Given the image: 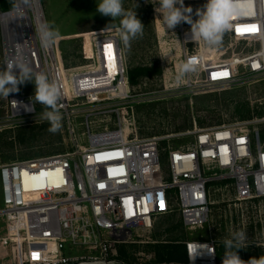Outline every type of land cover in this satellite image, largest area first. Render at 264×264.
<instances>
[{"label": "built area", "instance_id": "built-area-1", "mask_svg": "<svg viewBox=\"0 0 264 264\" xmlns=\"http://www.w3.org/2000/svg\"><path fill=\"white\" fill-rule=\"evenodd\" d=\"M230 2L232 26L218 46L193 41L191 30L179 25L181 64L197 60L196 70L186 74L194 91L227 90L264 77V0ZM26 14L4 33L3 69L21 57L54 80L61 92L58 110L74 138L69 151L0 165V217L7 223L1 241L20 243L17 264H127L116 257L118 246L138 229L150 231L159 216L177 210L186 229L202 228L217 179L233 183L238 201L264 200V143L257 129L236 122L141 137L135 108L145 101L133 94L119 35H91L89 62L65 70L54 45L39 43V13L29 7ZM30 84L5 98L8 125L38 117L33 94L25 92ZM79 126L84 142L75 134ZM186 135L192 136L187 145H163ZM182 245L185 259L176 264H221L215 239Z\"/></svg>", "mask_w": 264, "mask_h": 264}, {"label": "rangeland", "instance_id": "rangeland-1", "mask_svg": "<svg viewBox=\"0 0 264 264\" xmlns=\"http://www.w3.org/2000/svg\"><path fill=\"white\" fill-rule=\"evenodd\" d=\"M45 17V22L52 23L59 30V37L54 44L56 57L61 68L86 65L90 58L89 37L99 33L118 34L120 17L114 25L105 29L112 22L110 16L97 12L100 0H37ZM30 4V0H26ZM159 0H123L125 10L136 11L144 25L143 35L130 42V48L123 51L128 69L148 67L151 75H146L137 85L132 86L133 94L144 103L135 108V126L141 137L177 135L197 128H207L228 123L245 122L250 129H257L264 143V77L249 80L227 90L200 93L194 91L185 75L179 81L176 76L181 65L182 38L179 25L166 30L162 19L155 11ZM190 6L192 18L196 20V9L202 7L201 0H184ZM139 5V6H138ZM17 6V0H0V70H3L2 55L4 30L1 16ZM5 10V11H4ZM187 30L191 26L181 23ZM191 35V34H190ZM224 37V35H223ZM238 49L243 44L237 45ZM190 50H194L190 46ZM231 54V53H230ZM166 56L167 58H162ZM229 57L224 54L222 58ZM27 94L35 92L31 83L25 88ZM38 117L28 123L6 122L5 98L0 96V165L17 160L34 159L41 156L59 154L71 150L73 132L66 129L61 119L60 129L52 133L50 123L40 118L44 106L37 103ZM77 117V123H81ZM76 136L84 142L86 133L79 126ZM192 136L173 137L164 146L177 148L187 145ZM210 205L207 223L195 230H188L182 223L177 210L159 216L153 228L138 229L129 241L120 244L123 256L116 257L127 264H176V262L157 263L156 252L166 253L164 246L182 244L187 239L212 238L222 248L223 240L230 238L236 231L246 233L245 248L264 250V200L254 199L238 201L234 185L229 180H214L210 184ZM2 196L0 191V209ZM7 223L0 217V262L17 264L20 249L19 242L4 245L1 241L6 236ZM180 246V245H179ZM22 252L25 244H21ZM175 253L177 250L169 249ZM225 251V250H224ZM223 251V255H224ZM165 257L168 255L164 254ZM222 255V258H223ZM222 264V259L220 260Z\"/></svg>", "mask_w": 264, "mask_h": 264}, {"label": "clouds", "instance_id": "clouds-1", "mask_svg": "<svg viewBox=\"0 0 264 264\" xmlns=\"http://www.w3.org/2000/svg\"><path fill=\"white\" fill-rule=\"evenodd\" d=\"M155 11L162 19L166 30L174 29L182 22L191 26V38L193 41L203 40L209 47L218 46L223 34L231 28L229 19L234 5L230 0H206L202 7L196 9V20L192 18L193 9L185 6L184 0H159ZM139 6V5H138ZM97 12L104 16H110L112 22L106 25L116 27L114 21L120 17L118 26L119 39L125 48H130V42L143 35L144 25L137 16V12L125 10L123 0H100L97 4ZM42 47L48 48L56 43L60 33L52 23L42 22L36 29ZM162 58H167L166 56ZM197 68L196 58H190L183 62L178 69L176 76L179 81L186 74L194 72ZM31 82L35 86L34 99L44 106L40 118L50 123L49 131L57 132L62 119L58 110L61 99V92L54 80H50L44 72L36 71L28 62L21 57L9 61L3 70H0V96L8 98L11 93L19 91V86ZM32 97L30 100L32 102ZM32 111V107L29 108ZM246 233L243 231L233 232L230 238L223 240L224 255L222 264H264V256L252 257L248 261L240 258L238 250L245 248ZM208 247V245H205ZM214 256V252L208 253Z\"/></svg>", "mask_w": 264, "mask_h": 264}, {"label": "trees", "instance_id": "trees-1", "mask_svg": "<svg viewBox=\"0 0 264 264\" xmlns=\"http://www.w3.org/2000/svg\"><path fill=\"white\" fill-rule=\"evenodd\" d=\"M5 11V10H4ZM151 69L148 67H134L131 69H128V78H129V83L131 86L137 85L142 78H144L146 75H151L150 72ZM180 245V246H179ZM175 249L177 250V253L175 256H173L175 253L172 251V253L169 251V249ZM123 247L119 246V253L121 256H123L122 252ZM163 249H165L166 253H159L156 252V259L154 260L157 263H164V262H182L185 259L184 256V251H183V245L178 244V245H173V246H164ZM224 246L220 249H218V260L220 261L222 259L223 251H224ZM168 255V257H165V255ZM238 254L240 258L244 261H248L250 258L255 257V258H260V256H264V250L263 249H255V254L251 251V248H243L238 250Z\"/></svg>", "mask_w": 264, "mask_h": 264}, {"label": "bare ground", "instance_id": "bare-ground-1", "mask_svg": "<svg viewBox=\"0 0 264 264\" xmlns=\"http://www.w3.org/2000/svg\"><path fill=\"white\" fill-rule=\"evenodd\" d=\"M36 1L37 0H30V4L28 5L26 3V0H17V6L13 10L2 14L1 19H2L4 33H8L7 30L9 29L7 27L9 26V28L11 29L13 22L19 23V20H17L18 18L19 19L21 18L22 21V16L27 15L26 13L29 7L33 8L35 12H38L40 22H44V18H43L44 16L41 6H39Z\"/></svg>", "mask_w": 264, "mask_h": 264}]
</instances>
